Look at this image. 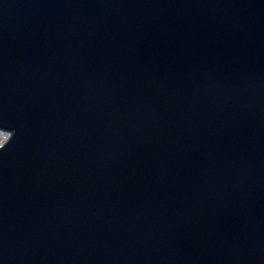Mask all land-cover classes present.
I'll list each match as a JSON object with an SVG mask.
<instances>
[{"label":"water","instance_id":"95a60500","mask_svg":"<svg viewBox=\"0 0 264 264\" xmlns=\"http://www.w3.org/2000/svg\"><path fill=\"white\" fill-rule=\"evenodd\" d=\"M0 264H264V0H0Z\"/></svg>","mask_w":264,"mask_h":264},{"label":"rangeland","instance_id":"374dc122","mask_svg":"<svg viewBox=\"0 0 264 264\" xmlns=\"http://www.w3.org/2000/svg\"><path fill=\"white\" fill-rule=\"evenodd\" d=\"M7 139H8V133L6 131L5 132L0 131V147L6 144Z\"/></svg>","mask_w":264,"mask_h":264},{"label":"built area","instance_id":"2783aa9c","mask_svg":"<svg viewBox=\"0 0 264 264\" xmlns=\"http://www.w3.org/2000/svg\"><path fill=\"white\" fill-rule=\"evenodd\" d=\"M1 132H5V131H1ZM8 133V139H7V141H6V143L10 140V138H11V133H9V132H7ZM2 147V146H1Z\"/></svg>","mask_w":264,"mask_h":264},{"label":"bare ground","instance_id":"6f19581e","mask_svg":"<svg viewBox=\"0 0 264 264\" xmlns=\"http://www.w3.org/2000/svg\"><path fill=\"white\" fill-rule=\"evenodd\" d=\"M7 132V131H6ZM9 133H11V132H9ZM11 137H12V133H11Z\"/></svg>","mask_w":264,"mask_h":264},{"label":"clouds","instance_id":"9594fccd","mask_svg":"<svg viewBox=\"0 0 264 264\" xmlns=\"http://www.w3.org/2000/svg\"><path fill=\"white\" fill-rule=\"evenodd\" d=\"M0 131H3V130H0Z\"/></svg>","mask_w":264,"mask_h":264}]
</instances>
